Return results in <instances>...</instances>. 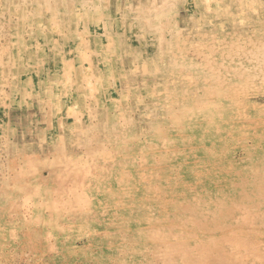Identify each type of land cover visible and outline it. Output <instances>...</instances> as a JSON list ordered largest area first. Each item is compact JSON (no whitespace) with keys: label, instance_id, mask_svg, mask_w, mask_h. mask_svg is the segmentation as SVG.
<instances>
[{"label":"rangeland","instance_id":"1","mask_svg":"<svg viewBox=\"0 0 264 264\" xmlns=\"http://www.w3.org/2000/svg\"><path fill=\"white\" fill-rule=\"evenodd\" d=\"M0 264H264V0H0Z\"/></svg>","mask_w":264,"mask_h":264}]
</instances>
